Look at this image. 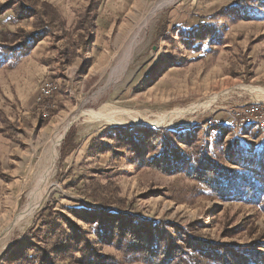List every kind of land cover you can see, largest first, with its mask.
<instances>
[{"label":"rangeland","instance_id":"rangeland-1","mask_svg":"<svg viewBox=\"0 0 264 264\" xmlns=\"http://www.w3.org/2000/svg\"><path fill=\"white\" fill-rule=\"evenodd\" d=\"M34 1L51 4L65 25L45 32L34 18L18 19L13 9L0 12V39L18 28L37 33L27 55L0 67V264L31 258L34 264L40 258L44 264H86L76 243H69V256L57 245L64 231L71 234L70 222L118 264H145L126 260L110 239L97 235L99 217L111 219L118 211L177 224L201 240L236 249L264 244V203L222 199L185 173H165L142 160L149 130L163 128L175 132L176 145L196 140L221 164L252 168L264 180V138L257 131L250 138L245 131L228 132L230 106L264 103L259 91L257 96L247 88L264 89V0H101L96 29L85 38L87 50L77 25L88 0ZM227 6L235 9L217 14ZM202 23L215 26L214 38L188 41L200 37ZM71 42L78 55L68 64L61 51ZM45 80L58 86L49 117L37 104ZM106 103L152 117L199 108L160 123L91 119L88 111ZM71 114L48 190L30 221L13 224L30 206L38 174L49 163L56 125ZM71 130L76 148L63 156ZM250 139H259L255 154ZM258 256L264 264V251Z\"/></svg>","mask_w":264,"mask_h":264},{"label":"trees","instance_id":"trees-1","mask_svg":"<svg viewBox=\"0 0 264 264\" xmlns=\"http://www.w3.org/2000/svg\"><path fill=\"white\" fill-rule=\"evenodd\" d=\"M100 4L101 0H88V6L81 14L77 25V30L80 31L79 37L84 40L81 44L85 50L89 47L85 38L96 29L95 21ZM8 9H13L18 19L34 18L37 29L45 32L53 27L65 25L57 9L45 1L41 3V6H37V1L32 2V0L0 2V12ZM231 9H235V6L224 7L217 14L226 13ZM224 16L227 14L222 17ZM198 31L201 32L200 37L197 39L191 37L188 41L195 40L196 43L204 39L211 41L216 28L212 24L202 23L198 26ZM36 35L37 33L29 32L24 28L2 33L0 67L7 63L12 66L27 55L30 49L28 43L34 40ZM77 51V45L73 42L67 44L61 51L63 62L71 64L78 55ZM119 130L121 128H117V131ZM149 131H152V134L147 140L148 155L142 159L148 166L165 173H185L189 178L203 184L210 193L225 200L245 201L252 204L264 203V180L259 178L254 169L221 164L210 154L206 146L199 145L196 140L186 141L184 143L186 147L178 146L172 141L175 139L173 131L163 128ZM228 132H224L222 136L224 137ZM73 137L74 130H71L62 147L63 156L76 148ZM112 138L114 139L113 136ZM121 139L116 137L118 148L124 147ZM160 140L162 143L159 142ZM74 211L78 213L83 210ZM69 225L72 228L71 234L64 231L66 238L57 242L64 251V256L72 254L73 246L69 244L72 242L78 245L83 255L82 261L86 264H118V260L112 255L98 250L96 243L90 240L88 233L81 225L75 222H70ZM97 235L101 240L110 239L123 252L126 260L142 261L145 264H263L259 261L258 255L264 251V244L254 242L244 250L236 249L226 244L201 240L192 234L191 230L180 225L161 220H148L124 211H118L111 219L100 216ZM19 260L22 264H27L34 259ZM36 264H44V259L40 258Z\"/></svg>","mask_w":264,"mask_h":264},{"label":"bare ground","instance_id":"bare-ground-1","mask_svg":"<svg viewBox=\"0 0 264 264\" xmlns=\"http://www.w3.org/2000/svg\"><path fill=\"white\" fill-rule=\"evenodd\" d=\"M128 51L131 52V49H128ZM247 88L256 90V93H255L256 95L258 93L257 91H259L260 92L258 94L259 97L264 99V89H259L258 87L257 88L247 87ZM206 103L208 104V102H205L204 104ZM198 108L199 106H193V107L188 108L187 110H177L176 109L174 111L165 113L163 116L158 114L156 117H152L148 115L147 112L126 109L122 106L106 103V105H103L102 107H100L98 111H88V114L90 115L91 119H95L99 121L101 120V121H105L111 124H123L127 122L160 123V122H165V121H171L179 115L182 116ZM81 114L84 115L85 111H83ZM73 119H74V115L71 114L64 119H61L60 122L56 125L53 136H52V140L49 144V148H48L49 153L45 152V153L50 154L49 163L44 165L43 168H41L42 169L41 173L38 174L39 178L37 177L38 180L32 192L30 206L27 207L25 210L21 211L22 213L20 212L21 214L17 217L16 222L13 224L18 225L23 222L25 223L26 221L31 220L32 215H33L34 205L38 203L44 197L46 191L48 190V180H49V177L52 176L54 168H55L56 159L59 155L58 147H59L60 141ZM47 155H43V156L45 157ZM4 247L5 245L0 247V253L4 249Z\"/></svg>","mask_w":264,"mask_h":264},{"label":"built area","instance_id":"built-area-1","mask_svg":"<svg viewBox=\"0 0 264 264\" xmlns=\"http://www.w3.org/2000/svg\"><path fill=\"white\" fill-rule=\"evenodd\" d=\"M57 90L58 86L53 81L45 80L41 84L37 104L44 117H49L50 99ZM229 112L232 118L231 134L252 129L259 132V136L264 138V103L232 105L229 107Z\"/></svg>","mask_w":264,"mask_h":264},{"label":"crops","instance_id":"crops-1","mask_svg":"<svg viewBox=\"0 0 264 264\" xmlns=\"http://www.w3.org/2000/svg\"><path fill=\"white\" fill-rule=\"evenodd\" d=\"M244 131H245V133H243V134H245V135H243V137H247V138L249 137L248 134L255 133L254 130H252V129L244 130ZM248 131H249V133H247ZM249 138H250V137H249ZM249 142H251V145H252V143H255V144H254L255 147H254L253 149H252L253 146H250V147H249V148H251V149L254 151V154H255V152H256V150L258 149V147H259V148L261 147V146L259 145V139H252V140L250 139Z\"/></svg>","mask_w":264,"mask_h":264}]
</instances>
